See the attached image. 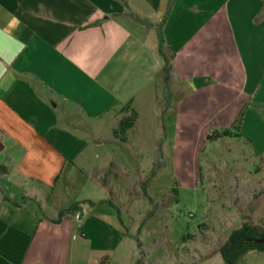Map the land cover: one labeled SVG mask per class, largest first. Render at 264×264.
I'll list each match as a JSON object with an SVG mask.
<instances>
[{
  "label": "crops",
  "instance_id": "crops-1",
  "mask_svg": "<svg viewBox=\"0 0 264 264\" xmlns=\"http://www.w3.org/2000/svg\"><path fill=\"white\" fill-rule=\"evenodd\" d=\"M169 1L0 0V264H55L79 211L59 212L98 201L83 194L81 119L134 109L130 141L139 125L163 131L164 110L168 141H206L243 112L264 75V0H174L162 108L157 24Z\"/></svg>",
  "mask_w": 264,
  "mask_h": 264
},
{
  "label": "rangeland",
  "instance_id": "rangeland-1",
  "mask_svg": "<svg viewBox=\"0 0 264 264\" xmlns=\"http://www.w3.org/2000/svg\"><path fill=\"white\" fill-rule=\"evenodd\" d=\"M254 76L256 89L239 115V126L227 127L233 131L227 137L168 141L161 125L152 124L139 125L129 134L130 141H122L126 135L115 130L131 111H120L105 124L80 118V126L87 129L74 134L85 141L82 156L92 167L83 174V194L111 199L118 209L86 204L85 215L78 212L67 254L62 251L47 260L224 264L219 248L233 228L243 221L264 226V75ZM168 83L160 76L162 108L172 85ZM154 167L157 173L151 177ZM22 260L16 257L15 264ZM238 264H264V251H249Z\"/></svg>",
  "mask_w": 264,
  "mask_h": 264
},
{
  "label": "trees",
  "instance_id": "trees-1",
  "mask_svg": "<svg viewBox=\"0 0 264 264\" xmlns=\"http://www.w3.org/2000/svg\"><path fill=\"white\" fill-rule=\"evenodd\" d=\"M174 0L169 1L168 9L163 16L162 20L158 22L157 24V35H158V49L161 54V56L164 59V66L161 70L160 76L163 77L164 81H169L171 77V69H172V58L173 55L170 54L167 51V47L165 44V36H164V25L167 20L168 14L170 12L171 6L173 4ZM170 102V95L169 93H166L165 96V103L166 106ZM137 112L132 109L131 115H125L120 119V129L115 130L116 134H123L126 135V132L129 128H131L136 120ZM161 120H162V126H163V132L165 134V111L163 110L161 112ZM239 116L236 121L234 122L233 126L234 128L239 126L240 121ZM236 135H239V133H235ZM233 135V131L230 128H223L222 130L214 129L209 132L208 139L214 140L221 137H227ZM125 137H123L124 140ZM1 148V144H0ZM160 167V163H158L157 167ZM0 169L6 170V167H1ZM157 173L156 168L154 167L151 172V177L154 176ZM146 180L143 182V188L147 184ZM145 195L147 196L146 191ZM82 202H88L90 206H97L101 205L103 203H109L110 205L117 208L116 204L111 201V199H101L98 201L93 200H86V201H77L73 203L69 208L63 209L59 212V218L63 217L66 213H76L77 211L82 210L81 203ZM118 209V208H117ZM264 237V226L253 223L251 221H243L239 226L232 229L230 234L227 236L225 241L221 244L219 248V253L221 254L224 264H238V262L243 258V256L248 253L251 250H262L264 251V243H256L255 240L258 238ZM139 245V242H138ZM136 264H141L140 259H138Z\"/></svg>",
  "mask_w": 264,
  "mask_h": 264
},
{
  "label": "water",
  "instance_id": "water-1",
  "mask_svg": "<svg viewBox=\"0 0 264 264\" xmlns=\"http://www.w3.org/2000/svg\"><path fill=\"white\" fill-rule=\"evenodd\" d=\"M82 215L80 214L79 218H81ZM256 243H264V237L263 238H258L255 240Z\"/></svg>",
  "mask_w": 264,
  "mask_h": 264
}]
</instances>
